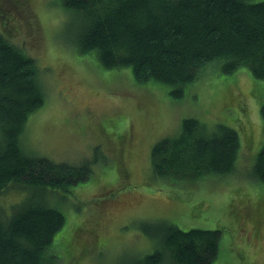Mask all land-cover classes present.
<instances>
[{
    "label": "rangeland",
    "instance_id": "1",
    "mask_svg": "<svg viewBox=\"0 0 264 264\" xmlns=\"http://www.w3.org/2000/svg\"><path fill=\"white\" fill-rule=\"evenodd\" d=\"M0 2L8 21L4 32L35 57L45 90L43 106L23 129L22 147L54 161L91 160L90 178L69 192L48 194L65 224L43 264H137L156 248L143 226L160 219L184 230L220 229L212 264H264V185L251 177L264 143V80L247 67L223 74L210 62L175 99L168 85L138 84L130 68L104 69L94 55L78 53L73 40L79 16L62 0ZM188 117L208 130L218 123L237 130L240 148L231 173L184 183L153 175L152 146L178 134ZM105 185L114 189L102 196ZM17 192L0 194V210L9 212L4 209ZM81 223L84 230L73 242L81 251L69 255L60 237Z\"/></svg>",
    "mask_w": 264,
    "mask_h": 264
},
{
    "label": "trees",
    "instance_id": "2",
    "mask_svg": "<svg viewBox=\"0 0 264 264\" xmlns=\"http://www.w3.org/2000/svg\"><path fill=\"white\" fill-rule=\"evenodd\" d=\"M62 3L79 16L73 40L78 53L94 55L104 69L130 68L138 84L155 81L168 85L172 98L181 99L185 87L210 62H217L223 74L247 67L255 78L264 80V1ZM2 16L0 194L14 188L18 195L4 209H9L8 213L0 210V264H43L55 235L65 224L64 213L50 203L48 194L69 192L72 186L90 178L91 160L71 164L25 152L21 134L29 116L43 106L45 90L35 57L11 41L4 32L7 18ZM260 115L264 120V102ZM239 148L235 128L218 123L208 130L198 119L184 118L178 134L163 137L152 146V172L169 183L228 174L237 167ZM120 173L129 175L127 171ZM251 177L264 185V143ZM104 187L102 196L114 189ZM84 227L82 223L71 227L60 237L69 255L81 251L73 242ZM143 229L156 239V248L139 257L137 264H212L217 257L220 229L184 230L161 219L146 222Z\"/></svg>",
    "mask_w": 264,
    "mask_h": 264
}]
</instances>
